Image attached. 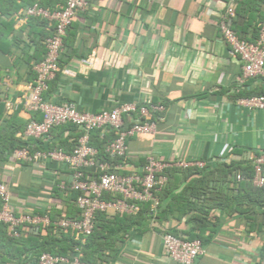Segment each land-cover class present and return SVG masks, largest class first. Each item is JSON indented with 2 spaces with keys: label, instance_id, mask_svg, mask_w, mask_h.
Returning a JSON list of instances; mask_svg holds the SVG:
<instances>
[{
  "label": "crops",
  "instance_id": "1",
  "mask_svg": "<svg viewBox=\"0 0 264 264\" xmlns=\"http://www.w3.org/2000/svg\"><path fill=\"white\" fill-rule=\"evenodd\" d=\"M64 1L48 3L58 7ZM226 1L90 0L66 31L59 71L45 98L51 103H72L87 113L127 102L163 105L162 111L152 115L155 134L138 135L127 142L133 169H139L149 154L170 163L168 170L177 168V161H203L205 169L213 171L218 162H245L248 155L264 152V110H248L237 104L240 98L264 94V83L259 78L241 79L240 59L218 33L217 21ZM31 3L15 0L17 7ZM8 6L7 0H0L2 9ZM13 27L1 44L0 102L9 99L14 103L11 111L4 110L5 117L16 114L26 123L38 115L25 112L14 101L32 81L30 66L44 51L37 34L46 35L47 30L26 24ZM254 36L251 27L246 38ZM12 38L16 39L14 44ZM137 117L124 116L125 123ZM74 129H54L49 137L34 143L45 149L66 141L63 149L69 152L74 136L80 133ZM67 179V172L49 161L13 163L8 159L0 165V181L8 188L15 213H41L48 207L56 213L61 205L65 214L72 215L70 200L53 197L55 185ZM206 211L208 215L200 214L204 219V252L193 264L260 263L264 254L262 216ZM184 222L169 217L161 224L151 221L144 227L119 231L93 264H178L164 251L161 234L164 228L174 229V235L188 239L190 223ZM198 233L197 228L192 230V234ZM23 236L10 241L0 226V264H36L34 245Z\"/></svg>",
  "mask_w": 264,
  "mask_h": 264
},
{
  "label": "built area",
  "instance_id": "2",
  "mask_svg": "<svg viewBox=\"0 0 264 264\" xmlns=\"http://www.w3.org/2000/svg\"><path fill=\"white\" fill-rule=\"evenodd\" d=\"M90 0H65L54 9L34 0L20 8L14 15V25L23 26L30 19L44 22L47 34L42 40L44 55L32 63L34 78L25 84L17 95L15 103L29 114H37L39 119H29L16 138L39 141L50 136L52 130L72 125L80 130L70 152L61 147L40 149L26 143L12 150L9 161L13 163L46 162L55 163L67 172L68 179L58 182L55 187L63 193H76L72 201L77 210L75 217L66 216L61 205L57 212L48 207L41 213H15L9 200L7 186L0 181V224L10 238L22 235L38 237L45 230L59 235H70L78 244L69 257L40 253L36 264H85L82 261V245L91 235L95 215L111 211L116 214L134 215L142 204H150L155 209L158 204L156 193L167 182L165 171L172 165L149 154L139 169L129 163L127 142L138 135H154L156 123L154 113L164 109L161 104L147 101L143 105L135 102L121 103L110 110L97 113L80 112L72 103H51L44 99L49 83L59 71V58L63 50V39L73 17L83 11ZM244 0H227L219 14L217 30L223 42L233 55L241 61V79L259 78L264 83V16L257 24L256 38L249 42L236 35L232 28L237 5ZM4 79V78H3ZM240 79V81H241ZM6 113L13 109V102L3 100ZM237 104L248 110H264V94L240 98ZM136 114L138 119L125 123L124 116ZM98 130L102 135L110 133L111 138L103 140L99 151L90 143V135ZM246 161L250 166L249 177L239 171L233 173L235 182L247 181L256 189L264 190V152L250 154ZM203 161H177L175 166L185 169L190 166L205 167ZM161 243L169 258L178 264H193L203 254V243L199 239H187L168 232L161 234ZM264 264V254L260 263Z\"/></svg>",
  "mask_w": 264,
  "mask_h": 264
},
{
  "label": "trees",
  "instance_id": "3",
  "mask_svg": "<svg viewBox=\"0 0 264 264\" xmlns=\"http://www.w3.org/2000/svg\"><path fill=\"white\" fill-rule=\"evenodd\" d=\"M7 1L9 2V6L6 9L0 7V50H4L1 44L5 41L6 36L14 31L13 15L23 7V5L17 7V5H15V0ZM33 1L34 0H32V2ZM48 2L49 0H41V5L50 9L56 8L50 6ZM64 3L60 4V6ZM263 16L264 0H244L236 7V16L232 28L241 39L251 42L256 38L258 30L257 24ZM26 25L28 27L39 26L40 28L45 26L44 22L37 19H30ZM251 27L252 34L255 36L252 40H248L246 38V33ZM20 31H22V29H20ZM37 35L40 38V41L38 40L39 42L45 37L43 33ZM15 41L16 39L14 38L10 39L11 44H14ZM44 99H46L45 96ZM35 119H39V116ZM26 123L16 114L11 117H5L4 104L0 102V165L8 160L14 148L30 142H23L21 139L16 138V134L23 130ZM74 128L76 127L66 125L65 127H61V131L64 132V130H68L71 132L75 131ZM79 134H76L73 139H76ZM68 138L70 139L72 137L69 136ZM110 138V133H104L102 135L96 130L90 135V143L93 147L101 151L103 140ZM30 143L38 148L33 140ZM71 143L73 147L74 141ZM58 144L59 146L57 147L63 148L66 141ZM48 148L47 146L45 147V149ZM205 168L206 167L200 169L193 166L185 169H167L164 172L167 176V182L165 186L156 193L158 204L155 209H151L150 204L146 203L142 204L140 210L134 215L115 213L112 216H107L104 212L97 213L95 215L94 227L91 235L86 238L82 245L80 244L83 254L82 261L85 264H93V259L100 257V255L104 253V246L107 245L110 238L116 237L119 231L126 232L129 228L136 226L144 227L151 221L161 224L168 220L169 217L178 222L184 219V223H190V227L186 230L188 239H199L203 241L201 235L204 232V219L200 217V214L205 216L208 215L209 213L206 211V208L211 210L219 209V211H225L227 214L236 212L243 216L258 214L262 216L264 223V190L252 187L247 181L235 182L232 178L233 173L236 171H239L245 177H249L251 175L249 163L246 161H235L230 163L218 162L213 171H207ZM214 172L215 175L213 174ZM184 182L185 184L182 185ZM174 189H177L175 193L173 192ZM53 197L62 201L68 199L72 202L76 197V193H63L55 187ZM76 212L77 210L74 207V213L72 215H67L66 213V216L75 217ZM190 212L194 213L185 219L184 217ZM209 219L210 218H205V220ZM211 220L212 224L215 225V217H212ZM0 226L5 229L3 225L0 224ZM195 228L199 230L198 235L192 234V230ZM162 230V232H168L173 235L176 234L174 229L164 228ZM212 232V229L209 230L207 236H210ZM23 237L33 243L37 256L42 252H47L52 255L69 257L74 247L78 244L68 234L60 233L56 235L47 230L38 237L29 235ZM11 239L12 240H9L13 241L16 238Z\"/></svg>",
  "mask_w": 264,
  "mask_h": 264
}]
</instances>
